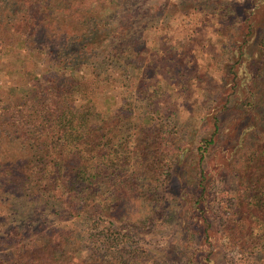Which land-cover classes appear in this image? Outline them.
Masks as SVG:
<instances>
[{
  "label": "trees",
  "instance_id": "1",
  "mask_svg": "<svg viewBox=\"0 0 264 264\" xmlns=\"http://www.w3.org/2000/svg\"><path fill=\"white\" fill-rule=\"evenodd\" d=\"M55 2L64 8V17L86 25L81 32L83 39L78 43H84L90 35L101 39L113 26V35H110L113 41L99 43L96 49L103 48L101 56L105 53L109 56L112 50L115 52L113 62L118 75L110 77L106 71H91L93 77L86 81L80 71H54L52 74L46 71L47 77L40 82L36 79V72H33L32 83H36L32 88L22 86L2 90V206L8 210V202L13 199L21 206L29 204L25 210L35 215L48 211L57 220L65 221L66 225L58 223L48 228L43 236L32 237L14 247L1 241L6 237L0 235V264H136L126 259L113 261L111 256L120 246L119 241L121 245L125 244V232L129 234L146 228L145 221L150 211H156L162 205L149 198L147 184L156 170L152 168L151 159L147 160L145 156H148L150 147L156 153L165 148L169 154L162 159L165 163H172V157L181 159L186 150L176 138L165 142L160 133L162 128L154 119L155 115H160L155 103V87L159 84L156 83L153 91L148 93L149 85L144 81L154 76L144 73L148 69L145 64L150 52L144 35L148 25L141 28L143 32H134L127 40L121 37L124 27L114 25L115 14L133 6L136 0H117L114 4L111 1L108 5H94L81 0ZM11 7L17 13L22 11L16 24L13 22L15 32L19 34L17 45L30 48L29 54L33 55L45 43L51 54L56 57L61 55L58 62L62 65L57 67L71 69L69 64L73 61L67 64L68 56L64 55V51L74 44L73 40L65 39L56 24L49 29L48 23L35 28L37 20L53 21L51 15L56 14L55 10L37 11L33 30L25 21L31 14L30 8L21 2L10 3L7 8ZM229 7L233 13L235 8L232 5ZM113 18L112 24L110 20ZM247 20L238 49L239 55L247 59L240 61V57L226 67L227 71H224V65L215 67L219 70L222 89L219 93L212 91V94L220 97L210 116H207L210 119L209 130L198 138L194 148L195 154L191 159L194 176L190 180L181 177L183 182L175 195L181 205V218L187 231L204 229L202 238L198 240L199 247L192 253L195 264H212L213 254L205 247V243L212 240L209 231L213 230L208 191L215 180L212 181L206 170L212 161L217 175L227 171L233 179L229 182H233L234 186L229 204L231 211L226 221L233 241L258 250L261 246L258 240L264 237V25L257 32ZM48 31L61 35L60 42L55 44L57 36L52 37L47 34ZM252 38H255L254 43ZM93 44L87 41L77 54L85 55L82 51L87 46L92 48ZM97 64L104 62L99 60ZM129 71L137 74V81L132 78L131 89L126 91L130 95V103L125 97L115 102L113 97L103 96L101 104L104 107L99 105L98 84L109 83L111 89H124ZM200 73L199 78L196 76L193 79L203 82L209 72L204 69ZM197 90L201 92L200 88ZM145 99L144 110H131V102L139 103ZM113 104L116 107L112 109ZM112 123L119 131L112 132L109 128ZM91 124L92 127L89 126ZM174 164L176 170L177 164L181 163ZM115 172H119L122 181L115 186L114 195L110 193L104 197L110 188L107 182ZM189 172L192 174V170ZM34 217L31 215L28 218L21 213L16 218L15 229L23 232L27 218V229H37L32 220ZM76 223L87 225L80 236ZM256 231H262L258 238ZM121 235L123 241L120 240ZM249 238L254 240L247 245Z\"/></svg>",
  "mask_w": 264,
  "mask_h": 264
},
{
  "label": "rangeland",
  "instance_id": "2",
  "mask_svg": "<svg viewBox=\"0 0 264 264\" xmlns=\"http://www.w3.org/2000/svg\"><path fill=\"white\" fill-rule=\"evenodd\" d=\"M81 1L94 5L101 3L108 5L111 1L114 4L117 0ZM14 2H21L30 8L31 14L27 15L25 21L28 27L33 30L32 25L36 13L55 10L56 14L51 15L53 21L37 20L35 28L39 29L38 26L48 23L49 29L52 24H56L65 39L73 40L74 44L64 51V55L68 56L67 64L69 61H73L69 64L71 69L65 70L57 67L59 64L62 65V62H58L61 55L59 58L54 53L51 54L45 43L39 46L33 55L29 54L30 48L17 45L19 34L15 32L13 22L16 24L22 11L17 13L16 10L14 11V7L7 8L10 3ZM230 5L235 8L233 13ZM126 8V10H119L114 17V25L124 27L123 30L121 29L122 38L125 37L124 39L127 40L134 32H143L141 28L148 25V30L144 35L148 40L150 52L146 57L145 64L148 69L144 73L147 76H154L152 79L146 78L144 81L149 85L148 93L153 91L156 83L159 84L155 87L157 89L155 103L160 110V115H155L154 119L159 128H162L160 130L161 137L165 142L176 138L186 150L181 159L172 157L173 159H170L172 163H165L162 158L169 154L168 149L163 148L162 152L156 153L150 147V152L145 158L151 159L152 168L156 170V174L149 179L150 183L147 184L150 188L149 198L157 200L162 205L158 206L156 211H150L151 214L145 221L146 228L129 234H126L128 231L125 232L127 236L125 244L121 245L119 241L118 245L120 246L114 250L111 257L113 261L120 262L126 259L128 262L136 264H195L192 253L196 247H199L198 240L202 238L204 229L197 230L195 228L198 232L187 231L181 218V205L177 202L175 195L183 182L182 179L187 177L190 180V177L194 176V165L191 164V159L195 154L194 148L198 138L209 130L210 119L207 116H210L220 97L218 94H212V91L219 93L222 89L219 70L215 67L224 65V71H227L226 67L241 57L238 49L241 40H243V27L247 17L249 19L247 21L257 32L263 27L264 0H136V4ZM63 9L55 0H0V97L3 89L8 91L22 86L32 88L36 83H32L33 72H36V79H39L40 82H44L43 78L47 77L46 71L51 74L54 71H80V75H83L86 81H90L93 77L91 71H106L110 77L118 75L115 73L116 65L113 62L115 52L112 50L109 56L106 53L101 56L103 48H99V51L96 49L99 43L113 41L110 36L113 35V26L101 39L97 35H90L87 40L84 39V43H78L83 39L81 32L86 25L83 22L80 24L77 20L64 17ZM114 18L110 20L112 24ZM131 23L132 26H130ZM53 33L47 32L52 37L57 36L55 44L59 43L61 35ZM255 38L251 39L252 43L255 42ZM87 41L94 43L93 47L95 46V48L87 46L82 51L85 55H78L77 51ZM27 43L30 44L29 40ZM121 44L123 45L124 42ZM105 50L109 51L111 48L108 47ZM246 59L241 57L240 61ZM99 60L104 64H97ZM204 69L209 72V76L203 82L194 80V77H200V71H204ZM134 73L136 72L129 71L126 74L128 81L124 89L117 87L111 89L109 83H99L97 97L99 105L104 107L101 104L103 96L113 97L115 102H119L122 97H125L127 103H130L128 100L130 95L126 91L131 89L132 78L137 81L135 77L137 74ZM197 88L201 89L200 93L197 92ZM146 101L145 99L139 103L131 102L133 104L130 105L131 110L133 108V110L137 109L136 111L144 110ZM115 107L113 104L110 108ZM103 109L105 110V108ZM89 126L92 127L93 124ZM109 128L112 129V132L119 131L115 123H112ZM121 137L123 138V136ZM83 140L86 141V139ZM146 147H144L145 150ZM89 157L92 156L89 155ZM175 162L181 163L177 164L176 170L174 169ZM212 163L213 161L206 167V170L209 176H212V181L215 180L208 191V203L211 211L209 218L213 230L209 231L212 237L211 242L205 243V247L213 254L212 264H264V237L258 240L261 244L260 248L253 250L246 248V245L234 242L228 232L230 230L226 227L228 223L226 221H228L227 217L231 211L229 204L234 183L229 184L233 179L227 175V171H224L223 175L222 173L217 175L218 172L213 171ZM190 166L191 169H189ZM190 170H192V174L189 172ZM177 179L180 181L178 182ZM121 181L119 172H115L113 178L107 182L110 188L104 197L110 193L114 195L115 186ZM3 203L0 196V235L6 237L1 241L13 247L17 243H26L32 237L43 236L48 228L56 226L58 223L66 225L65 221L57 220L48 211L35 215L25 210L29 204L21 206L19 201L11 199L8 202L9 209L6 210L2 206ZM55 204L57 205L56 202ZM21 213L27 215L28 218L34 215L32 220L38 228L28 230L27 218L23 232L15 229L17 217ZM76 224L77 233L80 236V233L86 230L87 225L85 223ZM223 229L224 232H222ZM262 231L255 232L257 238L258 234L262 235ZM120 240L123 241L122 235ZM253 240L247 239L246 244L248 245Z\"/></svg>",
  "mask_w": 264,
  "mask_h": 264
}]
</instances>
